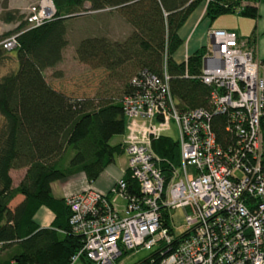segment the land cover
I'll return each instance as SVG.
<instances>
[{"label":"built area","instance_id":"built-area-1","mask_svg":"<svg viewBox=\"0 0 264 264\" xmlns=\"http://www.w3.org/2000/svg\"><path fill=\"white\" fill-rule=\"evenodd\" d=\"M28 10L30 26L54 13L50 0ZM205 37L196 75L209 87L205 106L177 107L164 59L158 74L137 69L128 79L131 90L118 99V142L126 154L122 174L137 192L126 190L121 174L106 193L88 188L63 197L69 230L82 238L70 262L119 264L122 250L145 248L129 264H264V62L233 30L207 29ZM15 45L14 34L0 40L5 50ZM186 56L183 50L180 61ZM217 116L224 143L211 126ZM161 135L175 142L177 162L153 151ZM110 195L123 200L121 212ZM175 207L184 211L178 234L169 224Z\"/></svg>","mask_w":264,"mask_h":264},{"label":"trees","instance_id":"trees-1","mask_svg":"<svg viewBox=\"0 0 264 264\" xmlns=\"http://www.w3.org/2000/svg\"><path fill=\"white\" fill-rule=\"evenodd\" d=\"M50 1L54 7L52 17L36 26L25 27L26 22L18 20L20 15L12 11H6L3 17L5 22H18L0 33L1 39L16 32L13 48L0 47V62L6 58L13 61V66L0 76V250H6L0 264H69L82 238L69 230L63 197L52 196L49 184L77 171L90 182L122 153L119 142L112 144L108 139L123 130L118 99L131 90L127 81L137 69L158 74L164 59L168 87L177 107L207 104L209 87L196 78L204 46L187 54L185 63L173 59L182 43L177 31L202 0ZM203 1L201 17L208 20L224 12L253 19L257 16L256 4L264 3ZM83 2L88 3L86 8ZM103 7L114 8L131 30L121 40L83 37L76 43L74 55L89 67L104 69L108 80L116 83L118 95L70 97L49 85L43 70L52 68L61 58L66 43L64 19L78 10ZM184 71L188 77L182 76ZM222 123L218 116L211 122L220 143L227 138ZM151 147L158 156L177 162L176 144L170 137L158 136ZM17 168L24 171L12 186L8 171ZM121 176L126 190L136 193L132 181L125 174ZM17 194L21 199L9 207ZM39 207L52 213L46 226H39L32 218ZM150 256L154 261L158 259L155 253Z\"/></svg>","mask_w":264,"mask_h":264},{"label":"rangeland","instance_id":"rangeland-1","mask_svg":"<svg viewBox=\"0 0 264 264\" xmlns=\"http://www.w3.org/2000/svg\"><path fill=\"white\" fill-rule=\"evenodd\" d=\"M37 0H0V33L11 30L18 20L25 21V14L29 11L28 8L31 4ZM83 8L88 6L87 2H83ZM205 6V1H201L186 17L184 25L180 29V33H186L191 35V38L188 41L190 42L195 35L199 33H204L206 35L207 29H216V28H230L237 21L247 20L245 18L235 17L233 13L224 12L218 14L211 19L202 17V20L195 27V31L192 30L199 20L200 17L196 20L195 23L191 25L194 17L202 15L203 9ZM6 11L15 12L14 15H20L18 20L5 22L3 20L4 13ZM26 22V21H25ZM65 24V39L66 43L61 50V58L52 68H46L43 70V76L45 81L51 85L53 88L62 91L64 94L70 97H80V96H92L95 93H100L102 96L108 94L118 95V89L115 87L116 83H112L111 80H108L107 72L102 68H92L88 65L77 61L74 55V47L79 39L88 36H104L110 40H121L127 35L131 30V27L121 18V16L116 12L114 8L103 7L99 9H88V10H78L74 12V15L64 19ZM191 26V27H190ZM230 26V27H229ZM25 27H32L27 22ZM193 27V28H192ZM192 33V34H191ZM16 35L14 33H8L4 37ZM3 37V38H4ZM2 39V38H1ZM0 39V40H1ZM182 43L173 53V59L180 60L183 55L184 45ZM187 45V46H188ZM13 66V61L10 58L4 59L0 62V76L8 71ZM1 122V119H0ZM168 135L173 138L174 131L173 128H170ZM122 132L110 136L108 139L109 143H116L120 141ZM126 154L123 152L119 155L113 157L110 166L105 169V171L120 167H125ZM109 168V169H108ZM104 170V169H103ZM101 170L99 174L103 176L104 172ZM23 168L10 169L9 176L11 179V185L17 183L21 177ZM106 174V173H105ZM98 176V175H97ZM96 176V177H97ZM117 177L113 178L111 183L116 180ZM99 180V179H98ZM62 188L65 189L64 195H70L72 193L85 190L90 188L88 181H86L82 172L77 171L74 174L67 176L65 179L60 180ZM56 184V183H55ZM109 188V187H108ZM57 189L54 187L52 194L55 195ZM110 201L113 202L114 207L118 212H121V207L123 205V200L115 195L109 197ZM15 200V197L9 201L8 206L11 207ZM42 211L36 213L34 219L36 222L40 223L44 221L45 217L42 214ZM183 209L181 207H175L169 210L170 221L169 224L173 228L175 234L180 233L183 230ZM4 251L0 250V256H4ZM150 252L149 249L137 248L136 250H130L125 253H122L119 258V264H128L136 259H141L145 257ZM69 264H83L81 259H74Z\"/></svg>","mask_w":264,"mask_h":264},{"label":"crops","instance_id":"crops-1","mask_svg":"<svg viewBox=\"0 0 264 264\" xmlns=\"http://www.w3.org/2000/svg\"><path fill=\"white\" fill-rule=\"evenodd\" d=\"M256 12H257V16L253 19L247 18V17H241L236 12H232L234 17H235V20L237 17L245 18L247 20L237 21L233 25V27L229 26L230 28H225V29L233 30L237 34V36L244 39L245 45L249 46L253 49L255 57L258 60L264 61V3L260 2V3L256 4ZM198 17H200V18L196 22ZM201 20H202V17L200 16V14H199V16L194 17V19L191 22V25L195 22H196V24H195L194 28L192 27L193 28L192 33H193V31H195V27L198 25V23L201 22ZM184 22L179 27L177 32H178V36L182 40L184 39L183 45H184L185 53L189 54L191 51H193L197 47L204 45V43L206 42V37H205L204 33H199L198 35H195L193 37V39L191 40L190 46H189L188 41L191 38V35L188 36V34H186V33H180V29L184 25ZM175 61H180V60H175ZM109 164L103 168L104 170L103 169L102 170L105 171V169H107V167L110 166ZM122 171H123V167H120L116 170H115V168H112V169L105 171L103 176H100V178H99V174L101 173L100 172L94 180L89 182V183H91V185H89V187L92 189L98 190L100 192L106 193L108 190L110 182L113 180V178L120 176L122 174ZM8 174H10L9 171H8ZM49 186H50V193L51 194H52L54 187L57 189L55 195L52 194V196H54V197H64L65 196L64 193L66 191H65V189L62 188V184H61L60 180H55V181L50 182ZM14 197H15V200H14L13 204L11 205V207L21 199V195H19V194L15 195ZM42 210H43L42 214H44L43 216L45 217V219H44V221H41L40 223H38V222H36L34 217H35L37 212L42 211ZM51 217H52V213L44 207H39L32 216L33 220L39 226H46L48 224L49 220L51 219Z\"/></svg>","mask_w":264,"mask_h":264}]
</instances>
